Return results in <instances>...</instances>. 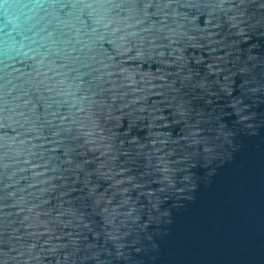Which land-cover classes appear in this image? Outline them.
<instances>
[{
	"label": "water",
	"instance_id": "obj_1",
	"mask_svg": "<svg viewBox=\"0 0 264 264\" xmlns=\"http://www.w3.org/2000/svg\"><path fill=\"white\" fill-rule=\"evenodd\" d=\"M0 264H264V0H0Z\"/></svg>",
	"mask_w": 264,
	"mask_h": 264
}]
</instances>
